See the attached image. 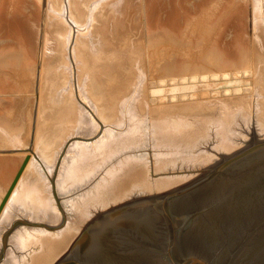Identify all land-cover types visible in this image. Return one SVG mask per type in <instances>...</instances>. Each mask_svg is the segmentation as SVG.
Segmentation results:
<instances>
[{
	"label": "water",
	"instance_id": "obj_1",
	"mask_svg": "<svg viewBox=\"0 0 264 264\" xmlns=\"http://www.w3.org/2000/svg\"><path fill=\"white\" fill-rule=\"evenodd\" d=\"M0 264H264V0H0Z\"/></svg>",
	"mask_w": 264,
	"mask_h": 264
}]
</instances>
